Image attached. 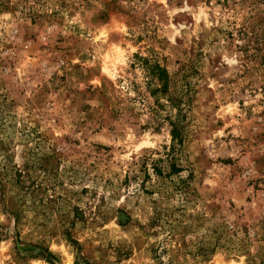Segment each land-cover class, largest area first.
<instances>
[{"label":"rangeland","instance_id":"rangeland-1","mask_svg":"<svg viewBox=\"0 0 264 264\" xmlns=\"http://www.w3.org/2000/svg\"><path fill=\"white\" fill-rule=\"evenodd\" d=\"M67 232L91 264H264V0H0V264H75Z\"/></svg>","mask_w":264,"mask_h":264},{"label":"trees","instance_id":"trees-1","mask_svg":"<svg viewBox=\"0 0 264 264\" xmlns=\"http://www.w3.org/2000/svg\"><path fill=\"white\" fill-rule=\"evenodd\" d=\"M149 62H143L142 67L146 68L151 77L156 78L157 81L159 82V86H156L155 88L152 89L153 94H160V95H168V102L170 108L177 109L176 115L173 118L172 114H169L166 116V120H168V123L170 125V134H171V146L168 152V156L171 154L172 158L174 157L175 151L183 146V142L185 140V129L183 125V98L181 94L176 93L175 91L171 92V87H172V82H171V76H169V73L166 68L162 67L159 63H155L154 65L149 66ZM170 169L171 171L169 174H178L182 171V168L177 166L175 162H172L170 164ZM153 170L155 173L161 175L163 170L158 167L156 164H153ZM67 239L72 242L76 246L77 250V255L78 257L76 258L75 264H91L88 260L84 259L81 256V245L77 240H74L71 237V234L69 232L66 233ZM45 253H39L40 256L45 259L47 262L51 264H55V260L57 259L56 255L50 251L48 248H45ZM163 264V263H160Z\"/></svg>","mask_w":264,"mask_h":264}]
</instances>
